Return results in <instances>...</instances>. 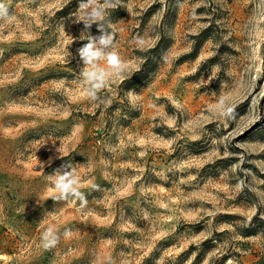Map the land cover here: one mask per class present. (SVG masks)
Segmentation results:
<instances>
[{
    "label": "rangeland",
    "instance_id": "obj_1",
    "mask_svg": "<svg viewBox=\"0 0 264 264\" xmlns=\"http://www.w3.org/2000/svg\"><path fill=\"white\" fill-rule=\"evenodd\" d=\"M4 2L0 264H264V0H117L125 80L163 53L141 91L103 90L110 104L81 94L79 50L102 32L75 22L80 0ZM220 95L231 119L210 111ZM68 165L83 209L49 191ZM49 224L60 239L44 249Z\"/></svg>",
    "mask_w": 264,
    "mask_h": 264
},
{
    "label": "clouds",
    "instance_id": "obj_2",
    "mask_svg": "<svg viewBox=\"0 0 264 264\" xmlns=\"http://www.w3.org/2000/svg\"><path fill=\"white\" fill-rule=\"evenodd\" d=\"M116 3L117 0H80L78 10L73 14L75 22L83 23L85 28H91L94 24L98 25L102 32L98 38L87 37L88 43L79 50L84 67L78 75V83L82 88L81 94L90 101L101 104L111 103L110 99L102 98L101 93L108 89L110 84L124 81L131 63L123 59L117 50L114 32L109 31L110 22L106 21V17L110 15L108 10L115 8ZM14 19L9 6L4 0H0V21L7 25ZM82 38L85 37L82 36ZM152 39L155 40L158 37L154 36ZM132 43L137 48H143L147 40L144 36L137 35L133 37ZM209 108L221 118L231 119L234 112L233 107L226 103V98L223 95H220ZM59 153L62 155L60 151ZM47 180L49 181V191L57 193L56 199L79 201L81 209L86 207L87 197L81 190V180L74 166L68 165L66 169L57 170L55 174L47 175ZM71 236L72 230L66 228L63 231V237L68 239ZM59 239L60 234L56 227L49 224L41 233L40 244L44 249H49L55 247Z\"/></svg>",
    "mask_w": 264,
    "mask_h": 264
},
{
    "label": "trees",
    "instance_id": "obj_3",
    "mask_svg": "<svg viewBox=\"0 0 264 264\" xmlns=\"http://www.w3.org/2000/svg\"><path fill=\"white\" fill-rule=\"evenodd\" d=\"M162 53L163 49L160 47V45L149 49L144 55L145 59L140 70L136 71L131 78L126 79L122 82V91L139 92L144 89L148 85V83L156 76L157 70L159 69V60L162 56ZM196 55L197 51L195 50L193 53L183 56L179 60V62L183 63L188 59L195 58ZM118 106H121V103L114 101V103L111 104L109 111L118 108ZM123 120L125 119L123 118Z\"/></svg>",
    "mask_w": 264,
    "mask_h": 264
}]
</instances>
